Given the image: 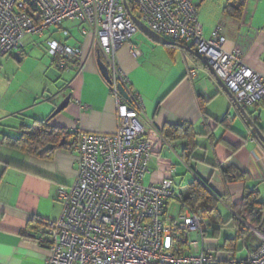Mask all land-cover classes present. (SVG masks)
I'll return each mask as SVG.
<instances>
[{
    "label": "crops",
    "instance_id": "crops-1",
    "mask_svg": "<svg viewBox=\"0 0 264 264\" xmlns=\"http://www.w3.org/2000/svg\"><path fill=\"white\" fill-rule=\"evenodd\" d=\"M190 1L203 36L208 38L220 26L223 50L230 53L238 48L243 64L264 75V0H247L239 20L224 11L228 0ZM63 26L60 30L68 31V39L56 37L57 29L46 31V39L61 40L70 48L81 47L82 71L73 64L60 69L58 59H50L48 65L27 62L28 40L18 52L21 61L17 63H26L24 71L19 72L20 65L16 67L19 77L15 73L0 77V264H46L49 252L37 241L43 228L39 222L58 219L62 209L58 190L72 186L76 171V155L71 147L55 150L49 158H39L9 146L5 137H16L18 127L30 125L33 120H50L51 125L65 129L73 135L67 139L70 144L79 133L116 132L115 102L98 70L92 37H82L76 26ZM74 30L77 35H73ZM130 47L137 55L129 53ZM189 55L181 47L158 44L136 31L130 43L117 51L116 64L131 94L143 105L141 119L151 151L144 184L157 185L172 179L174 198L168 202L166 212L172 201L180 212L179 200L192 182L214 196L216 231L207 233L203 248L226 261L231 255L220 250L226 239L234 238L238 223L231 206L241 202L245 189L258 190L264 202V144L258 136L264 139V99L252 107H242L254 130L210 72L197 68ZM192 69L197 75L189 79ZM67 96V107L49 118ZM181 124H190L196 133V146L188 163L181 159L186 142H167L161 135L165 127ZM219 166H232L245 174L244 181L224 183ZM191 240L200 245L195 236ZM257 245L250 232L237 243L235 258L246 257ZM188 252L192 253L191 248Z\"/></svg>",
    "mask_w": 264,
    "mask_h": 264
},
{
    "label": "built area",
    "instance_id": "built-area-1",
    "mask_svg": "<svg viewBox=\"0 0 264 264\" xmlns=\"http://www.w3.org/2000/svg\"><path fill=\"white\" fill-rule=\"evenodd\" d=\"M130 1L135 17L151 32L203 57L241 107H252L264 99V75L243 64L238 48L230 53L223 50L220 26L208 38L203 36L190 0ZM70 22L78 23L82 37H92L108 69L116 132L79 133L72 143L74 183L58 190L61 213L57 220L44 222L37 240L49 252L46 264H214L215 255L203 248L208 222L200 213L184 206L177 217L167 216L172 179L157 185L143 182L151 152L141 119L143 105L129 91L116 64L117 51L136 33L122 0H0V60L20 52L25 39L49 30L57 29L61 40L68 39V31L60 29ZM61 40L46 41L50 57L60 59V69L73 64L82 71L81 47H67ZM129 53L137 55L133 47ZM196 75V69L188 73L189 79ZM117 84L129 102L118 94ZM250 232L258 241L256 249L227 264H264V231ZM192 236L201 245L195 254L188 252L196 245ZM180 242L188 245L182 253L177 252Z\"/></svg>",
    "mask_w": 264,
    "mask_h": 264
},
{
    "label": "trees",
    "instance_id": "trees-1",
    "mask_svg": "<svg viewBox=\"0 0 264 264\" xmlns=\"http://www.w3.org/2000/svg\"><path fill=\"white\" fill-rule=\"evenodd\" d=\"M246 2L247 0H228L224 11L233 18L239 20L243 16ZM127 3L131 14L136 16V10L132 2L127 0ZM189 56L197 68L207 70L199 60L192 55ZM51 59H58V63L60 60L58 57H51ZM100 59L103 61L101 56ZM128 89L130 91V88ZM161 135L167 142H186V146L181 153V159L185 163H188L192 159V153L196 146L193 142V138L196 133L190 124L167 126L161 131ZM72 136L73 135L65 129L51 125L50 120H33L30 125L19 126L17 129V136L5 137V142L22 153L39 158H49L55 150L71 147L72 144L67 143V139ZM73 139L76 141L75 137ZM218 169L224 183H235L244 181L245 179V174L237 171L232 166H219ZM173 198L174 195L172 196V199ZM215 201L216 198L209 194L201 184L196 182H192L187 186L185 196L179 200L180 211L182 207L187 206L193 212H199L203 219L208 222V228L204 232V240L209 237L207 236L209 231H216V228L213 227L216 221V214L214 211ZM231 212L238 220L235 236L233 239H226L220 251L231 255L230 259H235L237 243L250 234V229L263 231L264 202L259 199L258 190L255 188L245 189L241 202L238 205L231 206ZM39 224L44 226L42 222H39ZM187 249V244L180 242L177 252L182 253ZM228 260L221 261L216 258L214 264H227Z\"/></svg>",
    "mask_w": 264,
    "mask_h": 264
},
{
    "label": "water",
    "instance_id": "water-1",
    "mask_svg": "<svg viewBox=\"0 0 264 264\" xmlns=\"http://www.w3.org/2000/svg\"><path fill=\"white\" fill-rule=\"evenodd\" d=\"M122 2H123V5L125 7L126 13H127L128 17L130 18V20L132 21V23H133L136 31H139V32L143 33L151 41L156 42L158 44L176 46V47H181V48L185 49L187 52H189L194 58H196L197 60H199L207 68V70L215 78V80L222 87V89L225 91V93L228 94L230 96V98L233 100L232 96L229 94V92L227 91V89L225 88V86L220 82L219 79L216 78V76L214 75V73L210 70L208 64L206 63V60L203 57L195 54L191 49L185 48V47L180 46V45H177V44L170 43L167 40H165V39L157 36L153 32H151L134 15L131 14V12H130V10L128 8V5H127L126 0H122ZM13 56H14L16 62H20L21 61V57H20V54L19 53H15ZM96 60H97V66H98V70L100 72L101 77L104 79V81L107 84H111V79H110V76H109V73H108V69L106 68V66L104 65V63L101 61L99 53H97ZM117 92L121 96V98H123L125 101L129 102V97H128L127 93L125 92L124 88L120 84H117ZM69 101H70V96H67L54 109V111L50 114L49 118L54 117V116L58 115L59 113H61L67 107V105L69 104ZM234 104H235L236 109L245 118V120L248 122V124L255 130L254 126L252 125V122L246 116V114L244 113L242 107L239 104H237L235 101H234ZM258 136H259L260 140L262 141V143L264 144V139L260 135H258Z\"/></svg>",
    "mask_w": 264,
    "mask_h": 264
},
{
    "label": "rangeland",
    "instance_id": "rangeland-1",
    "mask_svg": "<svg viewBox=\"0 0 264 264\" xmlns=\"http://www.w3.org/2000/svg\"><path fill=\"white\" fill-rule=\"evenodd\" d=\"M74 27L76 26V28H78V23L76 22H70V23H64L63 28L64 29H68L70 27ZM73 31V30H72ZM74 34L73 32H71L73 35H77L78 31L74 30ZM46 32L44 33L43 36H32L30 38L25 39L24 44L26 43V41L30 40L29 43H27V49H26V60L27 62H31L32 64H36L34 61L37 62H41L44 65H48L50 62V55L48 54V50H47V45H46V41H47V34ZM56 37H59V35H56ZM71 37V36H70ZM67 43L70 44V40L67 41ZM26 45V44H25ZM29 59L31 61H29ZM9 63V65H8ZM2 69V72L0 71V77L1 78H6L7 77H11L14 73L15 76L19 77V73L16 67H19L21 65V69H19V72H23L24 69L26 68V63L24 65H22L21 63H17L13 57L7 55L1 62H0ZM1 70V68H0ZM63 73V72H62ZM0 93H2V91L0 90ZM178 205L175 201L170 202V205L168 207L167 210V216L168 217H177L178 216ZM200 245H195L193 247H191L192 253H197L200 250ZM241 256H237L236 259H241ZM245 258V257H244Z\"/></svg>",
    "mask_w": 264,
    "mask_h": 264
},
{
    "label": "bare ground",
    "instance_id": "bare-ground-1",
    "mask_svg": "<svg viewBox=\"0 0 264 264\" xmlns=\"http://www.w3.org/2000/svg\"><path fill=\"white\" fill-rule=\"evenodd\" d=\"M187 244V243H186ZM187 247H188V245H187ZM205 251V250H204ZM206 252V251H205Z\"/></svg>",
    "mask_w": 264,
    "mask_h": 264
}]
</instances>
